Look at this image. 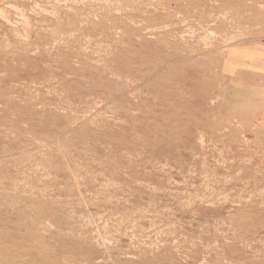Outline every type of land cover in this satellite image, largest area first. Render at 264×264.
Masks as SVG:
<instances>
[{"label":"rangeland","instance_id":"1","mask_svg":"<svg viewBox=\"0 0 264 264\" xmlns=\"http://www.w3.org/2000/svg\"><path fill=\"white\" fill-rule=\"evenodd\" d=\"M0 52V264H264V0H0Z\"/></svg>","mask_w":264,"mask_h":264},{"label":"bare ground","instance_id":"2","mask_svg":"<svg viewBox=\"0 0 264 264\" xmlns=\"http://www.w3.org/2000/svg\"><path fill=\"white\" fill-rule=\"evenodd\" d=\"M221 1V0H220ZM193 2H194V0H193ZM197 2V1H196ZM195 2V3H196ZM202 2H203V0H202ZM177 3V2H176ZM230 3V2H229ZM229 3H227V5H229ZM232 3V2H231ZM242 3V2H241ZM194 4V3H193ZM117 5V4H116ZM192 5V4H191ZM195 5V4H194ZM197 6V5H196ZM205 6V5H204ZM223 6V5H222ZM250 6V5H249ZM108 7V6H107ZM200 7V6H199ZM224 7V6H223ZM120 8V7H119ZM207 8V7H206ZM219 8V7H218ZM222 8V7H221ZM220 8V9H221ZM226 8V7H225ZM224 8V9H225ZM244 8H246V7H244ZM102 9V8H101ZM113 9V8H112ZM115 9V8H114ZM197 10H200V8H198ZM204 10V9H203ZM219 10V9H218ZM228 10V9H227ZM107 11H108V9H107ZM114 11H116V10H114ZM201 11V10H200ZM219 11H221V10H219ZM223 11V10H222ZM105 12V11H104ZM204 12H205V10H204ZM206 12H208V11H206ZM217 12V11H216ZM237 12V11H236ZM111 13V12H110ZM188 14H189V12H187ZM199 13V12H198ZM201 13V12H200ZM232 13V12H231ZM98 14V13H97ZM219 14V13H218ZM224 14H225V12H224ZM245 14V13H244ZM149 15V14H148ZM195 15V14H194ZM197 15V14H196ZM201 16V15H200ZM193 17V16H192ZM222 17V16H221ZM218 18V17H217ZM249 18H250V16H249ZM164 19V18H163ZM202 19V18H201ZM208 19V18H207ZM229 19V18H228ZM120 20V19H119ZM153 20H155V19H153ZM200 20V19H199ZM100 21V20H99ZM115 21V20H114ZM224 21H225V19H224ZM123 22V21H122ZM243 22H244V20H243ZM111 23H113V22H111ZM196 23V22H195ZM207 23H208V21H207ZM218 23H219V21H218ZM224 24V23H223ZM209 25V24H208ZM207 25V26H208ZM8 26V25H7ZM100 26V25H99ZM123 26H125V25H123ZM98 28H101V27H98ZM111 28V27H110ZM127 28H129V27H127ZM179 28V27H178ZM184 29V28H183ZM135 30V29H134ZM167 31V30H166ZM200 31V30H199ZM128 32V31H127ZM186 32V31H185ZM203 32V31H202ZM208 32V31H207ZM12 33H13V31H12ZM155 33V32H154ZM187 33V32H186ZM148 34V33H147ZM157 34H159V33H157ZM9 35V34H8ZM138 35V34H137ZM18 40H20V39H18ZM182 40V39H181ZM25 41V40H24ZM159 41V40H158ZM161 41V40H160ZM12 42V41H11ZM10 42V43H11ZM18 42V41H17ZM147 42V41H146ZM153 42H155V41H153ZM156 44V43H155ZM236 44V43H235ZM20 45V44H19ZM178 45V44H177ZM73 46V45H72ZM156 46H159V45H156ZM165 46V45H164ZM4 47V46H3ZM71 47V46H70ZM77 47V46H76ZM144 47V46H143ZM162 47V46H161ZM181 47V46H180ZM27 48V47H26ZM80 48V47H79ZM146 48V47H145ZM202 48V47H201ZM168 49V48H167ZM214 49V48H213ZM149 50V49H148ZM83 51V50H82ZM126 51V50H125ZM12 52V51H11ZM163 52V51H162ZM177 52V51H176ZM1 53V52H0ZM13 53V52H12ZM18 53V52H17ZM139 53V52H138ZM148 53V52H147ZM156 53H157V51H156ZM115 54V53H114ZM155 54V53H154ZM182 54V53H181ZM226 54V53H225ZM152 55V54H151ZM167 55V54H166ZM180 55V54H179ZM183 55V54H182ZM220 55V54H219ZM5 56H6V54H5ZM25 56V55H24ZM144 56V55H143ZM214 56H216V55H214ZM11 57V56H10ZM13 57V56H12ZM27 57V56H26ZM118 57V56H117ZM124 57V56H123ZM148 57V56H147ZM165 57V56H164ZM169 57V56H168ZM172 57V56H171ZM174 57V56H173ZM181 57V56H180ZM226 57V56H225ZM149 58V57H148ZM182 58V57H181ZM186 58V57H185ZM12 59V58H11ZM19 59H21L20 57H19ZM19 59H18V62H19ZM23 59V58H22ZM158 59H160V58H158ZM172 59V58H171ZM144 60V59H143ZM149 60V59H148ZM166 60H167V58H166ZM199 60H201V59H199ZM204 60H207V59H204ZM132 61V60H131ZM142 61V60H141ZM153 61V60H152ZM163 61V60H162ZM168 61V60H167ZM202 61V60H201ZM12 62V61H11ZM17 62V61H16ZM21 62V61H20ZM30 62H32V61H30ZM123 62V61H122ZM128 62H130V61H128ZM127 62V63H128ZM172 62V61H171ZM173 62H175V61H173ZM197 62V61H196ZM5 63V62H4ZM26 63H27V61H26ZM34 63V62H33ZM32 63V64H33ZM36 63V62H35ZM144 63V62H143ZM152 63V62H151ZM186 63V62H185ZM203 63V62H202ZM126 63H124V65H125ZM11 65V64H10ZM14 65V64H13ZM119 65V64H118ZM117 65V66H118ZM158 65V64H157ZM161 65V64H160ZM162 65H163V63H162ZM170 65V64H169ZM200 65H201V63H200ZM206 65V64H205ZM19 66V65H18ZM13 67V66H12ZM159 67V66H158ZM157 67V68H158ZM171 67H173V66H171ZM1 68V67H0ZM9 68V67H8ZM15 68V67H14ZM21 68H23V67H21ZM147 68V67H146ZM179 68V67H178ZM5 69V68H4ZM3 69V70H4ZM12 69V68H11ZM127 69V68H126ZM220 69V68H219ZM7 70H9V69H7ZM150 70V69H149ZM152 70V69H151ZM158 70V69H157ZM161 70V69H160ZM169 70V69H168ZM10 71H13V70H10ZM18 71V70H17ZM30 71V70H29ZM86 71V70H85ZM173 71V70H172ZM177 71V70H176ZM4 72V71H3ZM45 72V71H44ZM47 72V71H46ZM156 72V71H155ZM163 72V71H162ZM166 72V71H165ZM199 72V71H198ZM204 72V71H203ZM10 73V72H9ZM158 73H160V72H158ZM169 73V72H168ZM207 73V72H206ZM40 74V73H39ZM89 74V73H88ZM87 74V75H88ZM139 74V73H138ZM214 74V73H213ZM14 75V74H13ZM24 75H26V74H24ZM23 75V76H24ZM32 75V74H31ZM90 75H91V72H90ZM173 75V74H172ZM200 75V74H199ZM227 75V74H226ZM16 76V75H15ZM47 76V75H46ZM91 76H93V75H91ZM180 76H182V75H180ZM196 76H198V75H196ZM27 77V76H26ZM30 77V76H29ZM28 77V78H29ZM33 77V76H32ZM37 77V76H36ZM40 77V76H39ZM147 77V76H146ZM169 77H171V76H169ZM194 77V76H193ZM215 77V76H214ZM8 78V77H7ZM12 78V77H11ZM17 78V77H16ZM27 78V79H28ZM31 78V77H30ZM45 78V77H44ZM155 78V77H154ZM173 78V77H172ZM186 78V77H185ZM14 79H15V77H14ZM32 80H33V78H31ZM50 79V78H49ZM48 79V80H49ZM150 79H151V77H150ZM175 80L177 79V78H174ZM216 79V78H215ZM229 79V78H228ZM12 80V79H11ZM145 80V79H144ZM149 80V79H148ZM147 80V81H148ZM155 80V79H154ZM167 80V79H166ZM166 80H164V81H166ZM174 80V81H175ZM179 80V79H178ZM247 80V79H246ZM7 81V80H6ZM29 81H31V80H29ZM184 81V80H183ZM191 81V80H190ZM207 81V80H206ZM264 81V80H263ZM8 82V81H7ZM40 82V81H39ZM87 82V81H86ZM98 82V81H97ZM171 82V81H170ZM27 83V82H26ZM92 83V82H91ZM158 83V80L156 81V84ZM162 83V82H161ZM166 83V82H165ZM174 83V82H173ZM198 83V82H197ZM214 83V82H213ZM187 84V83H186ZM185 84V85H186ZM191 84V83H190ZM200 84H202V83H200ZM21 85H24V84H21ZM30 85V84H29ZM28 85V86H29ZM32 85V84H31ZM90 85V84H89ZM95 85V84H94ZM171 85V84H170ZM112 86H114V85H112ZM119 86H121V84L119 85ZM164 86V85H163ZM166 86V85H165ZM209 86V85H208ZM262 86V85H261ZM32 87V86H31ZM89 87V86H88ZM107 87V86H106ZM111 87V86H110ZM168 86H166V88H167ZM4 88V87H3ZM6 88V87H5ZM14 88V87H13ZM40 88V87H39ZM94 88V87H93ZM105 88V87H104ZM194 88V87H193ZM192 88V89H193ZM7 89H9V88H7ZM38 89V88H37ZM97 89V88H96ZM115 89V88H114ZM209 89V88H208ZM19 90V89H18ZM39 90V89H38ZM85 90V89H84ZM94 90H95V88H94ZM107 90V89H106ZM123 90V89H122ZM167 90V89H166ZM195 90V89H194ZM217 90H219V88L217 89ZM37 91V90H36ZM75 91V90H74ZM91 91V90H90ZM102 91V90H101ZM105 91V90H104ZM108 91V90H107ZM124 91V90H123ZM163 91V90H162ZM197 91V90H196ZM212 91V90H211ZM1 92V91H0ZM22 92V91H21ZM32 92V91H31ZM120 92H122V91H120ZM195 92V91H194ZM203 92V91H202ZM213 92V91H212ZM211 92V93H212ZM69 93H71V92H69ZM77 93V92H76ZM116 93V92H115ZM118 94H119V92H117ZM179 94H180V92H178ZM192 93V92H191ZM222 93V92H221ZM18 94V93H17ZM29 94V93H28ZM75 94V93H74ZM73 94V95H74ZM165 94V93H164ZM190 94V93H189ZM195 94V93H194ZM1 95V94H0ZM7 95V94H6ZM10 95V94H9ZM92 95V94H91ZM114 95V94H113ZM163 95V94H162ZM167 95V94H166ZM223 95V94H222ZM13 96V95H12ZM95 96V95H94ZM169 96H170V93H169ZM18 97V96H17ZM36 97V96H35ZM91 97H93V96H91ZM97 97V96H96ZM103 97V96H102ZM109 97V96H108ZM113 97V96H112ZM112 97H110V98H112ZM175 97V96H174ZM205 97V96H204ZM210 97V96H209ZM214 97H215V95H214ZM1 98V97H0ZM98 98V97H97ZM121 98V97H120ZM211 98V97H210ZM7 99V98H6ZM31 99H32V97H31ZM164 99H165V97H164ZM170 99V98H169ZM1 100V99H0ZM3 100V99H2ZM5 100V99H4ZM13 100V99H12ZM19 100V99H18ZM27 100V99H26ZM36 100V99H35ZM91 100V99H90ZM89 100V101H90ZM94 101V100H93ZM108 101V100H107ZM115 102H117V101H115ZM175 102V101H174ZM202 102V101H201ZM0 103H2V102H0ZM6 103V102H5ZM15 103H17V102H15ZM15 103H13V105L15 104ZM163 103H165V102H163ZM179 103H181V102H179ZM186 103H187V101H186ZM222 103V102H221ZM6 104H8V103H6ZM18 104V103H17ZM117 104V103H116ZM115 104V105H116ZM193 104V103H192ZM199 104V103H198ZM201 104V103H200ZM4 105V104H3ZM19 105V104H18ZM94 105V104H93ZM92 105V106H93ZM164 105V104H163ZM174 105V104H173ZM179 105V104H178ZM184 105V104H183ZM252 105V104H251ZM5 106V105H4ZM24 106V105H23ZM95 106V105H94ZM165 106V105H164ZM175 106H176V104H175ZM180 106H182V105H180ZM11 107H13L12 105H11ZM125 107V106H124ZM127 107V106H126ZM169 108H170V106H168ZM186 107H187V105H186ZM191 107H192V105H191ZM203 107V106H202ZM40 109V108H39ZM124 109V108H123ZM171 109V108H170ZM189 109V108H188ZM209 109V108H208ZM29 110H30V108H29ZM192 110V109H191ZM211 110V109H210ZM217 110V109H216ZM219 110V109H218ZM232 110V109H231ZM247 110V109H246ZM250 110V109H249ZM43 111V110H42ZM171 111V110H170ZM196 111V110H195ZM202 111V110H201ZM5 112V111H4ZM18 112V111H17ZM95 112V111H94ZM181 112V111H180ZM208 112V111H207ZM214 112V111H213ZM213 112H211V113H213ZM36 113V112H35ZM203 113V112H202ZM209 113V112H208ZM255 113V112H254ZM7 114V113H6ZM11 114V113H10ZM40 114V113H39ZM166 114H169V113H166ZM172 114V113H171ZM199 114V113H198ZM204 114V113H203ZM17 115H18V113H17ZM155 115V114H154ZM174 115H176L175 113H174ZM179 115V114H178ZM181 115V114H180ZM183 115H185V114H183ZM248 115V114H247ZM246 115V116H247ZM3 116H5V115H3ZM20 116V115H19ZM37 116V115H36ZM163 116V115H162ZM170 116V115H169ZM173 116V115H172ZM192 116V115H191ZM195 116V115H194ZM207 115H205V117H206ZM219 116V115H218ZM159 117V116H158ZM165 117H167V116H165ZM202 117V116H201ZM209 117V116H208ZM17 118H19V117H17ZM16 118V119H17ZM27 118V117H26ZM40 118V117H39ZM87 118V117H86ZM169 119L170 118H172V117H168ZM195 118H196V116H195ZM204 118V117H203ZM227 118V117H226ZM10 119V118H9ZM23 119H24V117H23ZM162 119V118H161ZM208 119H211V118H208ZM229 119V118H228ZM237 119V118H236ZM246 119V118H245ZM12 120V119H11ZM87 120H89V119H87ZM163 120V119H162ZM172 120V119H171ZM175 120V119H174ZM181 120H183V118L181 119ZM186 120V119H185ZM215 120V119H214ZM222 120H224V119H222ZM221 120V121H222ZM231 120H232V118H231ZM247 120V119H246ZM3 121V120H2ZM16 121V120H15ZM114 121V120H113ZM112 121V122H113ZM176 121V120H175ZM216 121V120H215ZM221 121H219V122H221ZM227 121V120H226ZM14 122V121H13ZM32 122V121H31ZM30 122V123H31ZM81 122V121H80ZM86 122V121H85ZM104 122V121H103ZM112 122H111V124H112ZM247 122V121H246ZM107 123V122H106ZM166 123V122H165ZM182 123H184V122H182ZM186 123V122H185ZM184 123V124H185ZM195 123V122H194ZM215 123V122H214ZM218 123V122H217ZM13 124H15V123H13ZM73 124V123H72ZM76 124V123H75ZM82 124V123H81ZM114 124V123H113ZM180 124V123H179ZM222 124V123H221ZM250 124V123H249ZM17 125H19V124H17ZM16 125V126H17ZM21 125V124H20ZM32 125V124H31ZM67 125V124H66ZM192 125V124H191ZM207 125V124H206ZM229 125V124H228ZM24 126V125H23ZM27 126V125H26ZM25 126V127H26ZM33 126V125H32ZM35 126V125H34ZM43 126V125H42ZM63 126V125H62ZM61 126V127H62ZM68 126V125H67ZM73 126V125H72ZM88 126V125H87ZM108 126V125H107ZM114 126V125H113ZM125 126V125H124ZM155 126V125H154ZM165 126V125H164ZM200 126V125H199ZM216 126V125H215ZM223 126V125H222ZM227 126V125H226ZM233 126V125H232ZM240 126V125H239ZM247 126V125H246ZM260 126V125H259ZM14 127V126H13ZM18 127V126H17ZM29 127V126H28ZM31 127V126H30ZM58 127H60V126H58ZM74 127V126H73ZM99 127V126H98ZM100 127H101V125H100ZM160 127V126H159ZM204 127V126H203ZM217 127H219V126H217ZM231 127V126H230ZM36 128V127H35ZM44 128V127H43ZM104 128V127H103ZM109 127H107L106 129H108ZM191 128V127H190ZM210 128V127H209ZM239 128V127H238ZM242 128V127H241ZM260 128V127H259ZM16 129H18V128H16ZM77 129V128H76ZM122 129V128H121ZM235 129V128H234ZM23 130V129H22ZM32 130V129H31ZM80 130V129H79ZM109 130V129H108ZM112 130V129H111ZM183 130H186V129H183ZM182 130V131H183ZM233 130V129H232ZM231 130V131H232ZM247 130V129H246ZM97 131V130H96ZM96 131H94V132H96ZM99 131V130H98ZM113 131V130H112ZM153 131V130H152ZM157 131V130H156ZM167 131V130H166ZM191 131V130H190ZM66 132V131H65ZM111 132V131H110ZM188 132V131H187ZM233 132H234V130H233ZM250 132H252L251 130H250ZM259 132V131H258ZM60 133V132H59ZM77 133V132H76ZM109 133V132H108ZM114 133H115V131H114ZM128 133V132H127ZM160 133V132H159ZM185 133V132H184ZM252 133H254V132H252ZM63 134V133H62ZM104 133L102 132V135H103ZM116 134V133H115ZM129 134V133H128ZM160 134H163V133H160ZM199 134V133H198ZM233 134V133H232ZM234 134H235V132H234ZM257 133H255V135H256ZM61 135V134H60ZM149 135V134H148ZM169 135V134H168ZM186 135H188V134H186ZM193 135H194V133H193ZM261 135V134H260ZM39 136V135H38ZM78 136V135H77ZM147 136V135H146ZM171 136V135H170ZM258 136V135H257ZM58 137V136H57ZM64 137V136H63ZM86 137V136H85ZM121 137V136H120ZM125 137H127V136H125ZM132 137V136H131ZM182 137V136H181ZM190 137H192V136H190ZM196 137V136H195ZM256 136H254L253 138H255ZM259 137V136H258ZM56 138V137H55ZM80 138V137H79ZM128 138V137H127ZM158 138V137H157ZM164 138V137H163ZM175 138V137H174ZM199 138V137H198ZM50 139V138H49ZM66 139V138H65ZM86 139V138H85ZM90 139V138H89ZM160 139V138H159ZM158 139V140H159ZM256 139V138H255ZM74 140V139H73ZM80 140V139H79ZM123 140H124V138H123ZM133 140H134V138H133ZM146 140H147V138H146ZM149 140V139H148ZM151 140V139H150ZM154 140V139H153ZM156 140V139H155ZM164 140V139H163ZM171 140V139H170ZM175 140V139H174ZM197 140V139H196ZM49 141H51V140H49ZM57 141V140H56ZM60 141V140H59ZM77 141V140H76ZM87 141V140H86ZM143 141V140H142ZM167 141V140H166ZM257 141H258V139H257ZM44 142H46V141H44ZM82 142V141H81ZM90 142V144L92 143L91 141H89ZM119 142V141H118ZM126 142V141H125ZM159 142V141H158ZM163 142V141H162ZM191 142V141H190ZM83 143H85V142H83ZM120 143V142H119ZM133 143V142H132ZM200 143H201V141H200ZM258 143V142H257ZM46 144V143H45ZM88 144V143H87ZM182 143H180V145H181ZM193 144V143H192ZM195 144V143H194ZM193 144V145H194ZM39 145V144H38ZM81 145V144H80ZM93 145V144H92ZM120 145V144H119ZM126 145V144H125ZM139 145V144H138ZM153 145V144H152ZM158 145V144H157ZM156 145V146H157ZM167 145V144H166ZM192 145V146H193ZM258 145V144H257ZM35 146V145H34ZM59 146V145H58ZM135 146V145H134ZM176 146V145H175ZM24 147V146H23ZM78 147V146H77ZM159 147V146H158ZM90 148V147H89ZM93 148V147H92ZM100 148V147H99ZM194 148V147H193ZM27 149V148H26ZM30 149V148H29ZM35 149V148H34ZM33 149V150H34ZM77 149V148H76ZM79 149V148H78ZM77 149V150H78ZM94 149V148H93ZM157 149V148H156ZM159 149V148H158ZM164 149V148H163ZM18 150V149H17ZM100 150V149H99ZM198 150V149H197ZM2 151V150H1ZM81 151V150H80ZM105 151V150H104ZM215 151V150H214ZM5 152V151H4ZM25 152V151H24ZM23 152V153H24ZM27 152V151H26ZM78 152V151H77ZM113 152V151H112ZM162 152V151H161ZM207 152V151H206ZM206 152H204V153H206ZM30 153V152H29ZM35 153V152H34ZM174 153V152H173ZM8 154V153H7ZM55 154V153H54ZM211 154V153H210ZM237 154V153H236ZM33 155H35V154H33ZM59 155V154H58ZM62 155V154H61ZM84 155V154H83ZM88 155V154H87ZM101 155V154H100ZM105 155V154H104ZM158 155V154H157ZM169 155V154H168ZM218 155V154H217ZM217 155H215L216 157H217ZM242 155V154H241ZM240 155V156H241ZM249 155V154H248ZM12 156V155H11ZM14 156V155H13ZM28 156V155H27ZM57 156V155H56ZM55 156V157H56ZM60 156V155H59ZM65 156V155H64ZM78 156V155H77ZM171 157H172V155H170ZM236 156V155H235ZM9 157V156H8ZM98 157V156H97ZM97 157H96V159H97ZM180 157V156H179ZM213 157V156H212ZM6 158V157H5ZM84 158V157H83ZM227 158V157H226ZM0 159H2V158H0ZM63 159V158H62ZM103 159V158H102ZM111 159V158H110ZM7 160V159H6ZM59 161H60V158L58 159ZM201 160V159H200ZM204 160V159H203ZM210 160V159H209ZM8 161V160H7ZM43 161V160H42ZM69 161V160H68ZM106 161V160H105ZM117 161V160H116ZM115 161V162H116ZM160 161V160H159ZM213 161V160H212ZM247 161V160H246ZM4 162V161H3ZM2 162V163H3ZM47 162V161H46ZM123 162V161H122ZM175 162V161H174ZM178 162V161H177ZM224 162V161H223ZM254 162V161H253ZM1 163V164H2ZM37 163V162H36ZM41 163V162H40ZM87 163V162H86ZM106 163V162H105ZM120 163V162H119ZM202 163V162H201ZM62 164V163H61ZM99 164V163H98ZM170 164V163H169ZM245 164V163H244ZM36 165V164H35ZM73 165V164H72ZM113 165H114V163H113ZM160 165V164H159ZM166 165H167V163H166ZM217 165V164H216ZM256 165V164H255ZM34 166V165H33ZM47 166V165H46ZM50 166V165H49ZM54 166V165H53ZM87 166V165H86ZM165 166V165H164ZM209 166V165H208ZM214 166V165H213ZM123 167V166H122ZM63 168V167H62ZM73 168V167H72ZM88 168V167H87ZM107 168H109L108 166H107ZM128 168V167H127ZM50 169V168H49ZM52 169V168H51ZM69 169V168H68ZM90 169V168H89ZM110 169V168H109ZM116 169V168H115ZM130 169V168H129ZM175 169V168H174ZM214 169V168H213ZM221 169V168H220ZM59 170V169H58ZM61 170V169H60ZM117 170V169H116ZM164 170V169H163ZM235 170V169H234ZM250 170V169H249ZM248 170V171H249ZM56 171V170H55ZM77 171V170H76ZM113 171V170H112ZM115 171V170H114ZM118 171H120L119 169H118ZM130 171V170H129ZM133 171V170H132ZM136 171V170H135ZM239 171V170H238ZM254 171V170H253ZM58 172V171H57ZM169 172H171V171H169ZM219 172V171H218ZM39 173V172H38ZM60 173V172H59ZM126 173V172H125ZM124 173V174H125ZM131 173V172H130ZM221 173V172H220ZM244 173V172H243ZM27 174V173H26ZM68 174V173H67ZM87 174V173H86ZM115 174V173H114ZM133 174H134V172H133ZM141 174V173H140ZM2 175V174H1ZM1 175H0V177H1ZM8 175V174H7ZM66 175V174H65ZM77 175V174H76ZM106 175V174H105ZM144 175V174H143ZM217 175V174H216ZM236 175V174H235ZM252 175H254V174H252ZM9 176V175H8ZM7 176V177H8ZM37 176V175H36ZM39 176V175H38ZM37 176V177H38ZM59 176V175H58ZM67 176V175H66ZM78 176V175H77ZM107 176V175H106ZM109 176H110V174H109ZM116 176V175H115ZM125 177H127L126 175H124ZM223 176H225V175H223ZM264 176V175H263ZM15 177V176H14ZM36 177V178H37ZM64 177V176H63ZM81 177V176H80ZM119 177H121V176H119ZM118 177V178H119ZM130 177V176H129ZM142 177V176H141ZM145 177V176H144ZM226 177V176H225ZM230 177V176H229ZM245 177V176H244ZM248 177H251V176H248ZM11 178V177H10ZM21 178H22V176H21ZM28 178V177H27ZM30 178V177H29ZM61 178V177H60ZM117 178V179H118ZM147 178V177H146ZM23 179H24V177H23ZM38 179H40V178H38ZM55 179V178H54ZM59 179V178H58ZM130 179V178H129ZM233 179V178H232ZM33 180V179H32ZM50 180V179H49ZM61 180V179H60ZM68 180V179H67ZM72 180V179H71ZM87 180V179H86ZM140 180V179H139ZM213 180V179H212ZM224 180V179H223ZM258 180V179H257ZM1 181V180H0ZM4 181V180H3ZM7 181V180H6ZM27 181V180H26ZM38 181V180H37ZM52 181H53V179H52ZM51 181V182H52ZM79 181V180H78ZM98 181V180H97ZM105 181V180H104ZM127 181V180H126ZM135 181V180H134ZM225 181V180H224ZM229 181H231V180H229ZM259 181V180H258ZM31 182V181H30ZM44 182V181H43ZM54 182V181H53ZM70 182V181H69ZM101 182V181H100ZM108 182V181H107ZM124 182V181H123ZM172 182V181H171ZM175 182V181H174ZM242 182V181H241ZM12 183V182H11ZM37 183V182H36ZM67 183V182H66ZM72 183V182H71ZM70 183V184H71ZM76 183V182H75ZM150 183V182H149ZM169 183H170V181H169ZM173 183V182H172ZM220 183V182H219ZM222 184H223V182H221ZM20 184V183H19ZM23 184V183H22ZM73 184V183H72ZM86 184H88V183H86ZM111 184V183H110ZM128 184V183H127ZM145 184V183H144ZM221 184V185H222ZM234 184V183H233ZM65 185V184H64ZM78 185V184H77ZM105 185V184H104ZM103 185V186H104ZM134 185V184H133ZM149 185V184H148ZM151 185H153V184H151ZM177 185V184H176ZM261 185H263V184H261ZM2 186V185H1ZM12 186V185H11ZM23 186V185H22ZM43 186V185H42ZM59 186V185H58ZM139 186V185H138ZM157 186V185H156ZM227 186V185H226ZM231 186V185H230ZM236 186V185H235ZM80 187V186H79ZM122 187V186H121ZM240 187V186H239ZM261 187V186H260ZM7 188V187H6ZM15 188V187H14ZM25 188V187H24ZM88 188V187H87ZM96 188V187H95ZM129 188H131V187H129ZM148 188V187H147ZM169 188V187H168ZM244 188V187H243ZM7 189H9V188H7ZM29 189V188H28ZM31 189V188H30ZM47 189V188H46ZM82 189V188H81ZM153 189V188H152ZM163 189V188H162ZM179 189V188H178ZM233 189V188H232ZM236 189V188H235ZM234 189V190H235ZM14 190V189H13ZM43 190V189H42ZM85 190V189H84ZM106 190V189H105ZM113 190V189H112ZM121 190V189H120ZM123 190H124V188H123ZM243 190V189H242ZM249 190V189H248ZM253 190V189H252ZM16 191V190H15ZM77 191V190H76ZM88 191V190H87ZM98 191V190H97ZM107 191V190H106ZM135 191V190H134ZM133 191V192H134ZM179 191H181V190H179ZM229 191V190H228ZM5 192V191H4ZM17 192V191H16ZM21 192V191H20ZM36 192V191H35ZM101 192V191H100ZM147 192V191H146ZM151 192V191H150ZM165 192V191H164ZM173 192V191H172ZM171 192V193H172ZM2 193V192H1ZM11 193V192H10ZM19 193V192H18ZM30 193V192H29ZM85 193V192H84ZM87 193V192H86ZM91 193V192H90ZM116 193V192H115ZM132 193V192H131ZM178 193V192H177ZM237 193V192H236ZM9 194V193H8ZM31 194V193H30ZM102 194H104V193H102ZM108 194V193H107ZM133 194V193H132ZM131 194V195H132ZM173 194V193H172ZM171 194V195H172ZM175 194H176V192H175ZM181 194V193H180ZM233 194V193H232ZM249 194V193H248ZM17 195V194H16ZM19 195V194H18ZM70 195V194H69ZM69 195H67V196H69ZM87 195V194H86ZM235 195H237V194H235ZM243 195V194H242ZM241 195V196H242ZM30 196V195H29ZM48 196V195H47ZM54 196V195H53ZM66 196V195H65ZM138 196V195H137ZM155 196V195H154ZM157 196V195H156ZM164 196V195H163ZM163 196H161V197H163ZM238 196V195H237ZM244 196V195H243ZM258 196V195H257ZM142 197V196H141ZM149 197V196H148ZM183 197H184V195H183ZM13 198H15V197H13ZM17 198V197H16ZM37 198V197H36ZM79 198V197H78ZM94 198V197H93ZM126 198V197H125ZM186 198H187V196H186ZM238 198V197H237ZM31 199V198H30ZM33 199V198H32ZM81 199V198H80ZM100 199V198H99ZM150 199H151V197H150ZM60 200V199H59ZM79 200V199H78ZM103 200V199H102ZM105 200V199H104ZM147 200V199H146ZM240 200H241V198H240ZM54 201V200H53ZM83 201V200H82ZM89 201V200H88ZM97 201H99V200H97ZM13 202V201H12ZM17 202V201H16ZM36 202V201H35ZM67 202V201H66ZM246 202V201H245ZM244 202V203H245ZM27 203V202H26ZM48 203V202H47ZM61 203V202H60ZM98 203V202H97ZM126 203V202H125ZM130 203V202H129ZM135 203V202H134ZM138 203V202H137ZM166 203V202H165ZM164 203V204H165ZM177 203V202H176ZM208 203V202H207ZM250 203V202H249ZM30 204V203H29ZM36 204V203H35ZM34 204V205H35ZM49 204V203H48ZM55 204V203H54ZM71 204V203H70ZM79 204V203H78ZM95 204V203H94ZM141 204V203H140ZM159 204V203H158ZM178 204V203H177ZM23 205V204H22ZM21 205V206H22ZM44 205V204H43ZM82 205V204H81ZM139 205V204H138ZM138 205H136V206H138ZM168 205V204H167ZM172 205V204H171ZM41 206V205H40ZM47 206V205H46ZM64 206V205H63ZM75 206V205H74ZM93 206V205H92ZM153 206V205H152ZM173 206V205H172ZM179 206V205H178ZM250 206V205H249ZM16 207V206H15ZM32 207V206H31ZM42 207V206H41ZM57 207H59L58 205H57ZM79 207V206H78ZM87 207V206H86ZM148 207V206H147ZM160 207V206H159ZM165 207V206H164ZM163 207V208H164ZM175 207V206H174ZM252 207V206H251ZM250 207V208H251ZM13 208V207H12ZM33 208V207H32ZM48 208V207H47ZM66 208H68V207H66ZM75 208V207H74ZM80 208V207H79ZM88 208V207H87ZM103 208V207H102ZM259 208V207H258ZM263 208V207H262ZM18 209V208H17ZM44 209V208H43ZM62 209V208H61ZM76 209V208H75ZM131 209H133V208H131ZM137 209V208H136ZM148 209V208H147ZM150 209V208H149ZM196 210H197V208H195ZM217 209V208H216ZM234 209V208H233ZM14 210V209H13ZM31 210V209H30ZM53 210V209H52ZM98 210V209H97ZM101 210V209H100ZM120 210V209H119ZM125 210V209H124ZM135 210V209H134ZM138 210V209H137ZM173 210V209H172ZM199 210V209H198ZM15 211V210H14ZM20 211V210H19ZM19 211H15V212H19ZM32 211V210H31ZM43 211V210H42ZM64 211V210H63ZM62 211V212H63ZM67 211V210H66ZM70 211V210H69ZM113 211H115V210H113ZM118 211V210H117ZM149 211V210H148ZM151 211V210H150ZM153 211V210H152ZM55 212V211H54ZM58 212V211H57ZM74 212H75V210H74ZM116 212V211H115ZM165 212H167V211H165ZM181 212V211H180ZM201 212V211H200ZM214 212V211H213ZM245 212V211H244ZM28 213H29V211H28ZM41 213V212H40ZM117 213V212H116ZM150 213V212H149ZM161 213V212H160ZM169 213V212H168ZM33 214V213H32ZM45 214V213H44ZM55 214V213H54ZM125 214V213H124ZM183 214V213H182ZM204 214V213H203ZM242 214V213H241ZM245 214V213H244ZM258 214V213H257ZM256 214V215H257ZM18 215H20L21 216V214H18ZM34 215V214H33ZM73 215V214H72ZM91 215V214H90ZM132 215V214H131ZM169 215V214H168ZM211 215V214H210ZM259 215V214H258ZM7 216V215H6ZM42 216V215H41ZM64 216H66V215H64ZM70 216V215H69ZM80 216V215H79ZM106 216V215H105ZM136 216V215H135ZM167 216V215H166ZM171 216V215H170ZM201 216V215H200ZM213 216V215H212ZM237 216V215H236ZM235 216V217H236ZM2 217V216H1ZM33 217V216H32ZM51 217V216H50ZM85 217V216H84ZM129 217V216H128ZM139 217V216H138ZM189 217V216H188ZM191 217V216H190ZM206 217V216H205ZM211 217V216H210ZM233 217V216H232ZM247 217V216H246ZM58 218V217H57ZM74 218V217H73ZM78 218V217H77ZM91 218V217H90ZM104 218V217H103ZM106 218V217H105ZM111 218V217H110ZM207 218V217H206ZM218 217L216 216V219H217ZM234 218V217H233ZM242 218V217H241ZM51 219H52V217H51ZM55 219V218H54ZM59 219V218H58ZM57 219V220H58ZM98 219H100V218H98ZM134 219V218H133ZM138 219V218H137ZM198 219V218H197ZM220 219V218H219ZM232 219V218H231ZM252 219H254V218H252ZM5 220V219H4ZM3 220V221H4ZM80 220V219H79ZM94 220V219H93ZM119 220V219H118ZM124 220V219H123ZM130 220H131V218H130ZM200 220V219H199ZM203 220V219H202ZM209 220V219H208ZM7 221V220H6ZM10 221V220H9ZM67 221V220H66ZM69 221V220H68ZM106 221V220H105ZM240 221V220H239ZM1 222V221H0ZM17 222V221H16ZM21 222H22V220H21ZM72 222H73V220H72ZM80 222H82V220L80 221ZM91 222V221H90ZM111 222V221H110ZM119 222V221H118ZM127 222H129V221H127ZM160 222V221H159ZM171 222V221H170ZM178 222V221H177ZM207 222V221H206ZM27 223V222H26ZM37 223V222H36ZM46 223V222H45ZM45 223H44V225H45ZM49 223V222H48ZM53 223V222H52ZM76 223V222H75ZM95 223V222H94ZM98 223V222H97ZM102 223H103V221H102ZM131 223V222H130ZM172 223V222H171ZM175 223V222H174ZM207 223H209V222H207ZM247 223V222H246ZM8 224H9V222H8ZM14 224V223H13ZM24 224V223H23ZM59 224H61V223H59ZM63 224V223H62ZM78 224V223H77ZM76 224V225H77ZM85 224V223H84ZM119 224V223H118ZM125 224V223H124ZM128 224V223H127ZM141 224V223H140ZM146 224V223H145ZM168 224H170V223H168ZM177 224V223H176ZM257 224V223H256ZM11 225V224H10ZM20 225V224H19ZM39 225V224H38ZM54 225V224H53ZM57 225V223L55 224V226ZM68 225V224H67ZM86 225V224H85ZM93 225V224H92ZM114 225H116L115 223H114ZM129 225V224H128ZM136 225V224H135ZM165 225V224H164ZM172 225V224H171ZM253 225V224H252ZM3 226V225H2ZM14 226V225H13ZM31 226V225H30ZM35 226H37V225H35ZM50 226V225H49ZM94 226V225H93ZM138 226V225H137ZM157 226V225H156ZM179 226H181V225H179ZM187 226H189V225H187ZM249 226V225H248ZM44 227V226H43ZM46 227V226H45ZM68 227V226H67ZM74 227V226H73ZM72 227V228H73ZM97 227H100V226H98V224H97ZM110 227V226H109ZM136 227V226H135ZM33 228V227H32ZM38 228V227H37ZM42 228V227H41ZM56 228V227H55ZM58 228V227H57ZM71 228V227H70ZM71 228V229H72ZM83 228V227H82ZM102 228V227H101ZM117 228V227H116ZM126 228V227H125ZM127 228H128V226H127ZM156 228V227H155ZM185 228V227H184ZM254 228V227H253ZM261 228V227H260ZM10 229V228H9ZM20 229V228H19ZM22 229V228H21ZM25 229V228H24ZM23 229V230H24ZM47 229V228H46ZM68 229H69V227H68ZM70 229V230H71ZM99 228H97V230H98ZM110 229V228H109ZM112 229H113V227H112ZM142 229V228H141ZM182 229V228H181ZM242 229V228H241ZM243 229H245V228H243ZM250 229V228H249ZM4 230V229H3ZM22 230V231H23ZM41 230V229H40ZM50 230V229H49ZM52 230V229H51ZM57 230V229H56ZM85 230V229H84ZM101 230V229H100ZM116 230V229H115ZM118 230V229H117ZM120 230V229H119ZM126 230V229H125ZM139 230V229H138ZM156 230V229H155ZM168 230V229H167ZM171 230V229H170ZM185 230V229H184ZM233 230V229H232ZM262 230H264V229H262ZM11 231V230H10ZM21 231V232H22ZM43 231V230H42ZM47 231V230H46ZM61 231V230H60ZM103 231V230H102ZM113 231V230H112ZM151 231V230H150ZM154 231V230H153ZM181 231V230H180ZM192 231V230H191ZM228 231H229V229H228ZM7 232H9V231H7ZM32 232V231H31ZM58 232V231H57ZM118 232V231H117ZM120 232V231H119ZM129 232V231H128ZM166 232V231H165ZM164 232V233H165ZM170 232V231H169ZM176 232V231H175ZM187 232V231H186ZM193 232V231H192ZM238 232H240V231H238ZM258 232V231H257ZM2 233V232H1ZM27 233V232H26ZM36 233V232H35ZM42 233V232H41ZM50 233V232H49ZM48 233V234H49ZM62 233V232H61ZM91 233V232H90ZM137 233V232H136ZM140 233H141V231H140ZM163 233V234H164ZM172 233V232H171ZM196 233V232H195ZM222 233V232H221ZM225 233V232H224ZM223 233V234H224ZM229 233V232H228ZM16 234H17V232H16ZM47 234V233H46ZM52 234V233H51ZM80 234V233H79ZM97 234V233H96ZM114 234V233H113ZM121 234V233H120ZM130 234V233H129ZM128 234V235H129ZM132 234V233H131ZM145 234V233H144ZM147 234V233H146ZM145 234V235H146ZM149 234V233H148ZM162 234V233H161ZM233 234V233H232ZM250 234V233H249ZM258 234V233H257ZM262 234V233H261ZM72 235V234H71ZM198 235H199V233H198ZM225 235V234H224ZM230 235V234H229ZM240 235V234H239ZM254 235V234H253ZM256 235V234H255ZM11 236V235H10ZM20 236V235H19ZM49 236H50V234H49ZM52 236V235H51ZM75 236V235H74ZM113 236V235H112ZM120 236V235H119ZM123 236V235H122ZM127 236V235H126ZM129 236H131V235H129ZM141 236V235H140ZM158 236V235H157ZM169 236V235H168ZM232 236V235H231ZM236 236V235H235ZM261 236V235H260ZM7 237V236H6ZM23 237V236H22ZM76 237V236H75ZM81 237V236H80ZM95 237V236H94ZM142 237V236H141ZM155 237V236H154ZM181 237V236H180ZM182 237H183V235H182ZM250 237V236H249ZM42 238V237H41ZM48 238V237H47ZM113 238V237H112ZM119 238H121V237H119ZM138 238V237H137ZM163 238V237H162ZM174 238V237H173ZM172 238V239H173ZM51 239V238H50ZM58 239H59V237H58ZM64 239H66V238H64ZM83 239V238H82ZM94 239H96V238H94ZM100 239V238H99ZM135 239V238H134ZM167 239V238H166ZM215 239V238H214ZM231 239H232V237H231ZM242 239V238H241ZM1 240V239H0ZM48 240V239H47ZM61 240V239H60ZM59 240V241H60ZM74 240V239H73ZM92 240V239H91ZM104 240V239H103ZM102 240V241H103ZM113 240V239H112ZM115 240V239H114ZM113 240V241H114ZM127 240H128V238H127ZM164 241H165V238L163 239ZM171 240V239H170ZM248 240V239H247ZM250 240H252V239H250ZM261 240H263V239H260V242H262ZM16 241H18V240H16ZM53 241H54V239H53ZM65 241V240H64ZM79 241V240H78ZM100 241V240H99ZM125 241V240H124ZM138 241V240H137ZM149 241V240H148ZM174 241V240H173ZM184 241V240H183ZM187 241H189V240H187ZM243 241V240H242ZM22 242V241H21ZM40 242V241H39ZM85 242V241H84ZM92 242V241H91ZM123 242V241H122ZM129 242V241H128ZM181 242V241H180ZM186 242V241H185ZM200 242V241H199ZM214 242V241H213ZM228 242V241H227ZM236 242V241H235ZM2 243V242H1ZM10 243V242H9ZM19 243H20V241H19ZM31 243V242H30ZM65 243V242H64ZM83 243V242H82ZM81 243V244H82ZM93 243V242H92ZM95 243V242H94ZM127 243V242H126ZM125 243V244H126ZM134 243V242H133ZM138 243V242H137ZM136 243V244H137ZM146 243V242H145ZM151 243V242H150ZM190 243V242H189ZM193 243V242H192ZM197 243V242H196ZM201 243H203V242H201ZM228 243H230V242H228ZM35 244H37V243H35ZM73 244H75L74 242H73ZM85 244V243H84ZM87 244V243H86ZM115 244V243H114ZM124 244V243H123ZM124 244V245H125ZM130 245H131V242L129 243ZM152 244V243H151ZM159 244H162V243H159ZM209 244H210V242H209ZM223 243H221V245H222ZM233 244V243H232ZM244 244V243H243ZM255 244H256V242H255ZM1 245V244H0ZM32 245V244H31ZM33 245H34V243H33ZM57 245V244H56ZM58 245H60V244H58ZM118 245V244H117ZM142 245V244H141ZM145 245V244H144ZM156 245V244H155ZM191 245V244H190ZM12 246V245H11ZM30 246V245H29ZM66 246V245H65ZM79 246V245H78ZM106 246H107V244H106ZM134 246V245H133ZM179 246V245H178ZM243 246V245H242ZM7 247V246H6ZM13 247V246H12ZM36 247V246H35ZM72 247V246H71ZM85 247V246H84ZM91 247V246H90ZM96 247V246H95ZM109 247V246H108ZM117 247V246H116ZM115 247V249H117L118 250V247L116 248ZM121 247V246H120ZM119 247V248H120ZM130 247V246H129ZM167 247V246H166ZM169 247V246H168ZM182 247V246H181ZM185 247V246H184ZM196 247V246H195ZM212 247V246H211ZM215 247V246H214ZM254 247V246H253ZM15 248V247H14ZM19 248V247H18ZM24 248V247H23ZM31 248H32V246H31ZM60 248V247H59ZM62 248V247H61ZM80 248V247H79ZM110 248V247H109ZM114 248V247H113ZM127 248V247H126ZM146 248V247H145ZM145 248H144V250H145ZM213 248V247H212ZM235 248V247H234ZM6 249V248H5ZM8 249V248H7ZM21 249V248H20ZM29 249V248H28ZM82 249H84V248H82ZM101 249V248H100ZM112 249V248H111ZM151 249V248H150ZM159 249H160V247H159ZM185 249V248H184ZM189 249V248H188ZM243 249H244V247H243ZM249 249V248H248ZM251 249V248H250ZM1 250V249H0ZM18 250V249H17ZM54 250V249H53ZM68 250V249H67ZM110 250V249H109ZM130 250V249H129ZM137 250V249H136ZM153 250V249H152ZM158 250V249H157ZM171 250V249H170ZM173 250H175V248L173 249ZM183 250V249H182ZM186 250V249H185ZM209 250H210V248H209ZM221 250V249H220ZM229 250V249H228ZM247 250V249H246ZM245 250V251H246ZM19 251V250H18ZM45 251V250H44ZM47 251V250H46ZM45 251V252H46ZM50 251V250H49ZM48 251V252H49ZM57 251V250H56ZM65 251V250H64ZM64 251H63V253H62V255L64 254ZM89 251V250H88ZM111 251V250H110ZM126 251H127V249H126ZM134 251V250H133ZM140 251H141V249H140ZM140 251H138V252H140ZM155 251H156V249H155ZM191 251H193V250H191ZM211 251V250H210ZM236 251V250H235ZM254 251V250H253ZM12 252V251H11ZM36 252H38L37 250H36ZM51 252V251H50ZM58 252V251H57ZM56 252V253H57ZM97 252V251H96ZM102 252H103V250H102ZM112 252V251H111ZM119 252V251H118ZM152 252V251H151ZM156 252H158V251H156ZM197 252V251H196ZM215 252H216V250H215ZM219 252V251H218ZM224 252V251H223ZM247 252V251H246ZM252 252V251H251ZM26 253V252H25ZM34 253V252H33ZM74 253V252H73ZM90 253V252H89ZM100 253V252H99ZM125 253V252H124ZM127 253V252H126ZM173 253V252H172ZM199 253V252H198ZM214 253V252H213ZM233 253V252H232ZM262 253V252H261ZM37 254V253H36ZM53 254V253H52ZM51 254V255H52ZM65 254H66V251H65ZM102 254V253H101ZM128 254V253H127ZM126 254V255H127ZM136 254V253H135ZM144 254V253H143ZM152 254V253H151ZM189 254V253H188ZM217 254V253H216ZM242 254V253H241ZM253 254V253H252ZM42 255V254H41ZM47 255V254H46ZM54 255V254H53ZM104 255V254H103ZM118 255V254H117ZM121 255H123V254H121ZM163 255V254H162ZM165 255V254H164ZM166 255H167V253H166ZM219 255V254H218ZM20 256V255H19ZM18 256V257H19ZM67 256H68V254H67ZM83 256V255H82ZM105 256V255H104ZM124 256V255H123ZM148 256V255H147ZM146 256V257H147ZM153 256V255H152ZM207 256H208V254H207ZM222 256V255H221ZM15 257H17V256H15ZM56 257V256H55ZM70 257V256H69ZM77 257V256H76ZM101 257V256H100ZM129 257V256H128ZM156 257V256H155ZM220 257V256H219ZM263 257V256H262ZM51 258V257H50ZM94 258V257H93ZM102 258H104V257H102ZM116 258V257H115ZM157 258V257H156ZM206 258V257H205ZM226 258V257H225ZM260 258V257H259ZM264 258V257H263ZM16 259H18V258H16ZM23 259H25V256H24V258ZM23 259H21V260H23ZM42 259V258H41ZM56 259V258H55ZM74 259V258H73ZM83 259V258H82ZM127 259V258H126ZM192 259V258H191ZM198 259V258H197ZM204 259V258H203ZM238 259V258H237ZM251 259V258H250ZM69 260V259H68ZM68 260H67V262H68ZM76 260H77V258H76ZM119 260V259H118ZM140 260V259H139ZM148 260V259H147ZM161 260V259H160ZM163 260V259H162ZM199 260V259H198ZM210 259H208V261H209ZM215 260V259H214ZM219 260H220V258H219ZM242 260H244V259H242ZM248 260V259H247ZM253 260V259H252ZM255 260V259H254ZM56 261V260H55ZM73 261H75V259L73 260ZM97 261V260H96ZM108 261V260H107ZM125 261V260H124ZM141 261V260H140ZM151 261V260H150ZM191 261V260H190ZM227 261V260H226ZM245 261V260H244ZM16 262V261H15ZM22 261H20V263H21ZM70 262V261H69ZM93 262V261H92ZM103 262V261H102ZM136 262V261H135ZM153 262H154V260H153ZM213 262V261H212ZM239 262V261H238ZM259 262V261H258ZM30 263V262H29ZM65 263V262H64ZM76 263H77V261H76ZM96 263V262H95ZM109 263V262H108ZM144 263V262H143ZM193 263V262H192ZM201 263V262H200ZM210 263V262H209ZM218 263V262H217ZM244 263V262H243ZM32 264V263H31ZM41 264V263H40ZM49 264V263H48ZM53 264V263H52ZM62 264V263H61ZM77 264H79V263H77ZM121 264V263H120ZM126 264V263H125ZM146 264V263H145ZM180 264V263H179ZM216 264V263H215ZM226 264V263H225ZM234 264V263H233ZM259 264V263H258Z\"/></svg>","mask_w":264,"mask_h":264}]
</instances>
